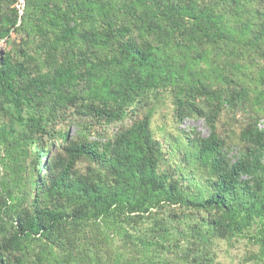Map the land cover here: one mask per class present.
<instances>
[{
	"label": "rangeland",
	"instance_id": "1",
	"mask_svg": "<svg viewBox=\"0 0 264 264\" xmlns=\"http://www.w3.org/2000/svg\"><path fill=\"white\" fill-rule=\"evenodd\" d=\"M235 3L233 15L219 0H0V61L29 100L22 120L0 109V262L264 264V0L261 14L258 0ZM199 84L229 99L230 155L246 138L255 147L253 194L229 210L191 206L210 193L207 163L170 136L208 135L209 100H194L205 117H172L176 91ZM82 143L106 159L78 157L64 174ZM30 221L46 231L19 234Z\"/></svg>",
	"mask_w": 264,
	"mask_h": 264
},
{
	"label": "trees",
	"instance_id": "2",
	"mask_svg": "<svg viewBox=\"0 0 264 264\" xmlns=\"http://www.w3.org/2000/svg\"><path fill=\"white\" fill-rule=\"evenodd\" d=\"M127 1V0H126ZM131 1V0H129ZM145 0H133L136 4L143 3ZM160 4L162 0H157ZM221 3L220 11L230 10L231 14L235 9L236 0H219ZM257 3V0H254ZM156 2V0H152ZM261 0H258V7L256 10L261 14L262 6L260 5ZM166 14L167 10L174 11V6L172 4L165 6ZM219 11V12H220ZM211 14H213L211 12ZM206 15V14H204ZM210 16V14H207ZM109 19V17H108ZM182 27V26H181ZM191 33L193 29L188 28ZM170 32L173 36H184L185 30L180 29L173 22L170 23ZM188 32V33H189ZM258 32V31H257ZM260 33V32H258ZM120 47H122L127 55H138L139 50L136 49L134 45L128 39H121L119 41ZM138 76L141 78L142 75ZM175 106L173 108V121L179 122L184 116H196L205 117L204 109L199 104L194 102L195 98L207 99L211 102L213 106L214 118L209 120V132L207 136H201L194 132L191 137L190 132H173L170 133L173 139L177 151L179 154L189 157H203L207 163V173L201 177V180L210 187V193L204 196L197 203H191L192 207H196L198 210H210L213 208L229 210L232 200L235 198L248 196L253 194L252 187L250 185V180L244 178L245 175L249 174L251 168L253 167V162L255 161L254 151L255 147L252 146L248 138H246L242 145H240L239 151L236 154L230 155L232 149L235 147L234 139L232 138V129L234 124L229 118L222 112L220 102L228 101L227 97L218 93L216 90L210 87L199 84L195 88H190L187 90L188 96L182 98L181 95L184 94L183 90L179 88L176 91ZM186 95V94H185ZM189 97H192L191 102H189ZM0 109H8L12 112L17 119L22 120L21 113L26 109L29 100L25 94V91L15 86V83L8 76L6 70L3 67V63L0 61ZM4 104H6L4 108ZM29 116L27 117L28 124L33 127L37 126L36 129L45 132V127H41L42 116L36 118L28 110ZM233 139V140H229ZM147 141L150 145L162 148L164 146V141H160L156 138L147 137ZM239 143V141H238ZM193 144L197 149L198 153H187L184 149V145ZM49 150L46 149L44 154L47 155ZM73 155L66 167L64 174L72 167L75 160L78 157H86L91 161H102L106 159V152H99L94 144H79L72 151ZM234 155V156H233ZM234 157V159H232ZM40 177L36 176L34 182L39 181ZM3 197L5 204L9 202L8 196L5 194H0V199ZM66 214L58 213L50 217L51 223L54 221L64 220ZM46 227L43 225L42 221L34 222L30 221L25 229V231L18 226L17 230L19 234L25 235V232L29 231L31 233H42L46 231ZM264 252V251H263ZM1 258V257H0ZM0 264H4L0 262Z\"/></svg>",
	"mask_w": 264,
	"mask_h": 264
}]
</instances>
